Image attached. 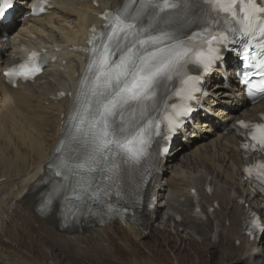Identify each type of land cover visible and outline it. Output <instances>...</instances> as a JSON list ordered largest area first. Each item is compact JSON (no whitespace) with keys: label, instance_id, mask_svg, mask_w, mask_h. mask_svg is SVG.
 Masks as SVG:
<instances>
[{"label":"bare ground","instance_id":"obj_1","mask_svg":"<svg viewBox=\"0 0 264 264\" xmlns=\"http://www.w3.org/2000/svg\"><path fill=\"white\" fill-rule=\"evenodd\" d=\"M29 1L18 0L14 22L0 26V72L21 56L24 47L65 49L81 44L93 13L121 5V0H98L99 8L93 9L92 0H52L54 7L49 15L31 18L24 17ZM55 54L59 61L33 84L12 89L0 75V156H10L0 159L6 161L0 173V264H58L47 260L53 253L70 264H105L106 260L110 262L107 264H163L143 242L146 230L158 235L169 248L180 246L191 255L195 252L194 256L198 251L212 258L220 254L221 264H264L260 246L264 233L258 243L249 242L244 235L247 213L264 208V197L243 180L240 140L228 129L240 119H255L264 111V99L251 107L240 106V90L234 85L232 71L229 90L218 75L209 79L207 107L214 115H207L204 121L197 119L193 130L177 141L162 172L151 177L144 192L147 198L157 197L158 206L153 211L144 207L138 222L123 225L110 219L88 225L79 220L64 228L56 204L43 217L35 213L45 189L38 184L45 178L63 118L73 102L71 98L55 103L51 95L58 91L74 93L72 85L83 71L82 57ZM215 106L218 108L213 111ZM23 161L27 162L25 166ZM206 184L213 187L212 193L205 192ZM177 187L183 192L184 204L179 203L177 195H167L168 189ZM191 190L196 195H191ZM215 203L218 207L210 212ZM187 205L192 206L190 216L176 214ZM194 208H199V213ZM164 209L167 211L162 214ZM204 232L208 240L204 237L196 243L191 237L187 244L184 242L186 235ZM31 234L43 242H34ZM26 236L29 243L23 241ZM29 245L37 246V250ZM205 248L206 253L202 251Z\"/></svg>","mask_w":264,"mask_h":264},{"label":"snow or ice","instance_id":"obj_2","mask_svg":"<svg viewBox=\"0 0 264 264\" xmlns=\"http://www.w3.org/2000/svg\"><path fill=\"white\" fill-rule=\"evenodd\" d=\"M3 3L10 7L12 0H3ZM201 3L206 6L200 16L204 26L186 38L167 31L153 35L149 31L151 25L140 24L145 15L160 20L181 9L185 6L183 0H126L121 9L104 14L106 31L101 33L99 46L95 44L97 29H91L90 75L82 82L86 93L81 92L86 100L72 117L76 121L77 137L84 138L90 146L83 160L75 165L77 171L73 174L87 173L89 178L81 176L71 190V197L66 199L83 201L92 188V173L102 171L106 179H111L107 174H115L119 169L115 156H123L128 163H138L146 155L151 137L159 135L162 123L172 130L181 117L192 111L190 102L201 91L198 86L201 77L189 74L187 65H198L204 73L210 71L220 59V46L229 42L227 33L246 38L245 48L257 41L259 51L248 64L253 71L247 73L256 78L249 79L247 84L250 95L264 93V3L260 0H201ZM136 4L138 7L133 8ZM3 12L4 8L0 7V15ZM30 59L31 66L22 64L19 69L5 72L11 82L15 83L16 77L33 79L41 71L35 62L38 54L32 53ZM174 78L180 82L172 93L176 102L164 104L162 118L149 117V106L157 103L160 82ZM138 117L143 121L139 125L135 123ZM238 123L241 129L247 130L245 135L251 141L242 148L264 151V123ZM69 167L67 161L61 162L62 169ZM244 171L249 176L255 171L256 179L264 185V163L250 165ZM55 174L67 179L62 170ZM61 190L50 193L42 201L41 210L49 209L53 196ZM89 198L99 200V191L91 192ZM105 207L104 215L119 214V209L112 204L105 203ZM254 226L259 225L254 221Z\"/></svg>","mask_w":264,"mask_h":264},{"label":"rangeland","instance_id":"obj_3","mask_svg":"<svg viewBox=\"0 0 264 264\" xmlns=\"http://www.w3.org/2000/svg\"><path fill=\"white\" fill-rule=\"evenodd\" d=\"M0 146H1V142H0ZM10 156L6 155V154H3L2 156H0V159H9ZM6 161H2L0 162V173L2 172L1 168L2 166L4 165ZM27 164L26 161H23V166H25ZM168 175H166L165 178H167ZM180 187H177V188H174V189H168L167 190V195L169 194H172L174 196L177 195V198H178V201L180 204H184L185 203V197L182 196L183 192H181L179 189ZM205 209V208H204ZM167 211V209H164L162 211V214L165 213ZM191 211H192V206H181L180 208V212H177L176 214L181 216L182 215V212L185 213L187 216H190L191 215ZM261 215L263 216L264 218V213L261 212ZM154 226H156V221L155 223L153 224ZM177 228V227H176ZM172 230L171 229H168V231ZM165 232V234L168 236H170L171 233L169 232ZM152 232V231H151ZM149 232V230H146L145 231V238L143 239V242H145L147 248L151 251L154 250V252L156 253V257L157 259H159V261H161V263L163 264H221L222 262L219 260V255L220 254H217L216 256H211V254H203L202 252L198 251V253L196 252V256H194L195 252L191 255V251L190 250H183L182 251V248H180V246L177 248L176 245L173 246V248H169V245H166L164 246V242H161L158 240V235H155L153 234L154 232ZM29 236V235H28ZM184 235H180V237H183ZM32 237V240L34 242H38V243H41L43 241H40L39 239L35 238L33 234L30 235L29 238ZM195 240V242L197 243H200L204 240V237L208 240L209 238V235L208 233H203V234H194V233H191V236L189 235H186V240H184V242L187 244V239L188 238H191ZM172 238V237H171ZM175 239V242L177 241L176 240V237H174ZM23 241L25 243H29L30 240L27 239V236L26 238H23ZM150 241V242H149ZM263 242L261 243V248L264 249V239L262 240ZM163 244V245H162ZM172 244V243H171ZM181 244V243H180ZM202 244V243H201ZM36 245V244H35ZM35 245H29L33 250H37V246ZM203 245V244H202ZM200 245V247L202 246ZM28 246V247H29ZM43 247H46L45 245H42ZM149 246V247H148ZM168 246V247H167ZM26 247V246H25ZM27 248V247H26ZM208 250V248H205V250H202L204 253H206V251ZM47 252H49V256H51L50 254V251L48 250ZM208 252V251H207ZM40 256V254H38ZM42 256V257H41ZM40 258H47L45 257L44 255H41ZM198 257V258H197ZM263 256L259 257V260L260 258L262 259ZM218 258V259H217ZM180 260L178 262V260ZM192 259V260H191ZM208 259V260H207ZM48 261L50 262H55V263H60V264H70L67 263L69 260H67L66 258L64 259L63 256H61L60 254L57 256V254L53 253L52 254V258L50 259H47ZM196 260V261H195ZM203 261V262H202ZM182 262V263H181ZM208 262V263H207ZM107 263H110L109 260H106L105 261V264ZM225 263V262H224ZM223 263V264H224ZM227 264V263H226Z\"/></svg>","mask_w":264,"mask_h":264}]
</instances>
